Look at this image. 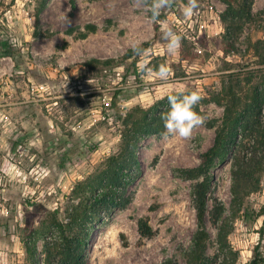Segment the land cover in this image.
<instances>
[{"label":"rangeland","instance_id":"obj_1","mask_svg":"<svg viewBox=\"0 0 264 264\" xmlns=\"http://www.w3.org/2000/svg\"><path fill=\"white\" fill-rule=\"evenodd\" d=\"M37 1L0 0V264H29L27 242L43 258L46 241L59 239L52 213L65 221L78 201L76 183L102 169L117 149L120 112L191 90L202 97L194 110L204 124L187 139L165 140L163 127L138 143L142 172L126 192L128 202L104 217L84 250L85 264L166 258L184 264L196 229L192 188L199 179L180 171L196 166L213 141L223 117L213 95L226 76L263 68L254 45L264 39V0H198L191 17L183 12L187 0H173L156 20L152 0H46L36 22ZM165 26L182 36L178 54L166 52ZM142 62L169 66V77L142 73ZM232 155L216 157L209 169L208 209L215 201L224 205L233 264H247L257 243L264 252V230L260 235L262 217L253 213L232 218ZM246 201L254 210L264 204V172ZM142 217L151 235L139 234ZM209 218L206 256L218 259L217 226Z\"/></svg>","mask_w":264,"mask_h":264},{"label":"trees","instance_id":"obj_2","mask_svg":"<svg viewBox=\"0 0 264 264\" xmlns=\"http://www.w3.org/2000/svg\"><path fill=\"white\" fill-rule=\"evenodd\" d=\"M45 2L37 1L34 12L36 22ZM254 52L263 68L256 69V75L244 70L226 76L221 90L213 95L214 101L223 107L222 121L215 131L213 141L200 154L196 166L180 171L184 178L199 179L192 188L196 229L192 234L191 246L183 253L184 264H233L236 259L237 253L228 239L232 223L222 218L224 205L215 201L214 208L211 211L208 209V193L211 188L209 169L216 157L225 156L231 150L232 218L238 214L247 217L250 213H253L254 219L262 217L259 234H263L264 204L254 210L249 207L246 198L258 190L260 174L264 172V39L254 45ZM254 78H258L257 81ZM168 107L166 96L147 108L136 105L118 114L121 130L117 149L107 156L102 169L95 170L86 179L76 183L78 201L66 213L65 221L58 220L52 213L50 222L59 230L60 237L56 241H46L43 258L37 254L34 243H26L29 264H85L84 250L93 230L105 224L104 217L112 210L126 205V192L141 175L138 143L163 129L161 114ZM207 215H210L211 223L217 226L216 241L221 252L218 259L206 256V245L210 237L206 228ZM137 230L142 236L152 234L147 217L138 219ZM263 262L264 252L257 243L251 250L247 264ZM159 264L180 263L176 258H166Z\"/></svg>","mask_w":264,"mask_h":264},{"label":"clouds","instance_id":"obj_3","mask_svg":"<svg viewBox=\"0 0 264 264\" xmlns=\"http://www.w3.org/2000/svg\"><path fill=\"white\" fill-rule=\"evenodd\" d=\"M173 0H152L149 6L151 12V19L156 20L161 10L172 5ZM198 7V0H187L183 12L185 16L191 17L194 15ZM66 20V17H63ZM163 39L167 41L166 52L169 55L178 54L181 47L182 36L174 32L169 27L163 28ZM133 51L137 55H144V51L138 46L133 45ZM140 71L142 73H154L156 77L166 80L169 77L171 69L165 64H160L157 68H149L145 63L140 64ZM202 97L197 91H186L177 94H170L167 96L168 110L161 114L165 131L161 133V137L167 140L173 134L181 138H189L195 127L204 124V117L201 116L194 109L201 101Z\"/></svg>","mask_w":264,"mask_h":264}]
</instances>
